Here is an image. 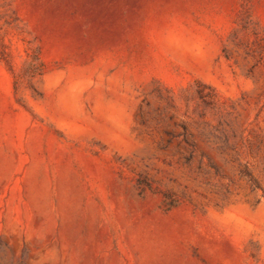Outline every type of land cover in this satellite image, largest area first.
Listing matches in <instances>:
<instances>
[{"label":"rangeland","instance_id":"374dc122","mask_svg":"<svg viewBox=\"0 0 264 264\" xmlns=\"http://www.w3.org/2000/svg\"><path fill=\"white\" fill-rule=\"evenodd\" d=\"M0 264H264V0H0Z\"/></svg>","mask_w":264,"mask_h":264}]
</instances>
